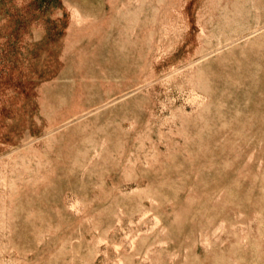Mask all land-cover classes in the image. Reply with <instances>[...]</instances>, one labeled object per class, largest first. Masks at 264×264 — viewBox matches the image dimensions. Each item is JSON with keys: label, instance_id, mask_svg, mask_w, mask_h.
Instances as JSON below:
<instances>
[{"label": "rangeland", "instance_id": "rangeland-1", "mask_svg": "<svg viewBox=\"0 0 264 264\" xmlns=\"http://www.w3.org/2000/svg\"><path fill=\"white\" fill-rule=\"evenodd\" d=\"M0 264H264V0H0Z\"/></svg>", "mask_w": 264, "mask_h": 264}]
</instances>
